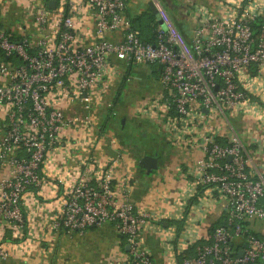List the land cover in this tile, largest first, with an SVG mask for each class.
Listing matches in <instances>:
<instances>
[{
	"label": "built area",
	"instance_id": "2783aa9c",
	"mask_svg": "<svg viewBox=\"0 0 264 264\" xmlns=\"http://www.w3.org/2000/svg\"><path fill=\"white\" fill-rule=\"evenodd\" d=\"M48 1L32 0L19 30L0 24V161L8 167L0 174V218L13 240L23 234L24 193L41 185L47 153L73 126L87 133L95 124V91L100 87L102 93L114 75L113 57L126 65L158 66L161 98L142 111L159 117L171 142L200 151L185 171L190 180L183 199L200 188L224 199L221 219L204 233L178 210L174 220L182 229L173 239L163 238L164 250L191 247L181 264H264V231L256 230L264 221V176L246 169V151L236 134L219 142L208 124L254 107L253 87L264 81V0L222 1V15L199 7L190 41L155 2V43L143 42L131 28L125 0H55L53 9ZM90 20L93 40L88 43L84 33ZM116 31L122 34L119 40L107 38ZM74 102L81 103L82 113L66 114ZM90 171L84 169L68 187L52 228L83 232L110 223L128 246L115 264H158L141 238L151 214L125 197L116 199L111 167L96 179ZM9 254L0 240V260Z\"/></svg>",
	"mask_w": 264,
	"mask_h": 264
},
{
	"label": "crops",
	"instance_id": "0c3cea01",
	"mask_svg": "<svg viewBox=\"0 0 264 264\" xmlns=\"http://www.w3.org/2000/svg\"><path fill=\"white\" fill-rule=\"evenodd\" d=\"M150 1L159 2L167 10L187 41L192 39L197 26L199 7L214 15H222V6L225 5L222 1L229 3L228 0H125L124 15L130 21L131 18H142L147 10L152 13ZM30 2L32 0H0V24L19 30L17 26L24 20L20 6H27ZM86 26L84 40L89 43L93 40L92 21H88ZM121 36L117 31L107 34L111 40H119ZM110 61L114 75L102 86V93L99 92L100 87L96 88L100 94L95 91L97 106L93 109L95 124L92 129L86 133L81 125L73 126L69 134L47 153L39 171L41 185L30 187L24 193L22 211L25 226L20 239L13 240L10 229L0 218V240L10 250L8 258L0 260V264H115L120 260L126 245L110 223L83 232L54 230L51 226L61 211L68 187L89 167L92 179L111 167L112 190L116 199L125 197L137 210L151 214L149 221L141 227V238L151 258L158 264H181L182 258L191 253V249L179 252L176 248L168 253L163 248V238L173 239L174 234L182 229V223L174 220L178 210L182 214L184 210L189 219L196 220L200 233L209 231L221 219L224 199L210 188H200L190 200L183 199L190 180L185 171L200 151L171 142L159 117L142 111L146 103L161 98L158 66L126 65L113 57ZM139 65L147 67L142 77L149 86L131 110L125 105L122 92L132 83L133 67ZM252 99L255 104L250 112L233 111L209 120L208 124L220 139L230 133L236 134L246 151V169L264 176V81L261 86L253 87ZM121 109L126 114L124 123H119L120 127L130 124L139 131L142 140L148 136L147 148L143 146L144 142L133 144L116 129V111ZM65 112L68 115L81 114V103H70ZM146 154L158 158L156 172L153 170L146 174L140 165V158ZM7 169L6 163L0 161V174ZM200 201L204 204H199ZM163 222H167V226H163Z\"/></svg>",
	"mask_w": 264,
	"mask_h": 264
},
{
	"label": "rangeland",
	"instance_id": "374dc122",
	"mask_svg": "<svg viewBox=\"0 0 264 264\" xmlns=\"http://www.w3.org/2000/svg\"><path fill=\"white\" fill-rule=\"evenodd\" d=\"M23 2V1H21ZM21 2L18 4V6L21 4ZM29 6V4L27 6H20V10L22 12L26 11L27 7ZM197 13V12H196ZM54 14V13H52ZM134 69L132 70V72L134 73L132 75V83L130 84V86H127L126 91L122 92V96L124 98V102L125 105L127 107H130L131 110L134 109V106L136 105V100L140 97V95H142L143 93L146 92L148 86H149V82L143 80L142 77V73L143 71H145L147 69L146 65H139L136 68L133 67ZM117 115L115 117L116 119V129L118 131H120L121 135H123L126 139H128L129 141H131L133 144L139 145L141 142L143 143V146L145 148H147L146 144L148 143V136L145 138V140H142L139 137V134L136 129H133L130 124H126L125 128H121L120 124L121 123V118L124 117V115L126 114L125 110H117ZM130 112L128 111V114ZM119 124V125H118ZM156 172V170L154 171ZM256 230L259 232L264 231V221H258L256 224Z\"/></svg>",
	"mask_w": 264,
	"mask_h": 264
},
{
	"label": "trees",
	"instance_id": "16d2710c",
	"mask_svg": "<svg viewBox=\"0 0 264 264\" xmlns=\"http://www.w3.org/2000/svg\"><path fill=\"white\" fill-rule=\"evenodd\" d=\"M131 28L138 31L139 37L143 42L155 43V31L158 26L156 15L152 14L150 10L145 11L142 14V18H131ZM219 142L222 139L216 137ZM196 198H193L195 201ZM191 249V247L189 248ZM180 257V255L178 256Z\"/></svg>",
	"mask_w": 264,
	"mask_h": 264
},
{
	"label": "water",
	"instance_id": "95a60500",
	"mask_svg": "<svg viewBox=\"0 0 264 264\" xmlns=\"http://www.w3.org/2000/svg\"><path fill=\"white\" fill-rule=\"evenodd\" d=\"M55 6V0H49L48 1V8L53 9ZM150 9L154 15H156V8L152 1L149 2ZM158 23L161 25V21H158ZM205 113H207V110H203ZM121 123H124V118L121 119ZM230 158H228L229 160ZM140 165L142 168L145 169L146 174H150L153 170L157 169L158 167V158L155 155H143L139 160ZM163 226H167V222H163ZM128 249V246H125V250ZM241 254V252H240Z\"/></svg>",
	"mask_w": 264,
	"mask_h": 264
}]
</instances>
